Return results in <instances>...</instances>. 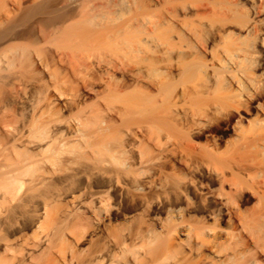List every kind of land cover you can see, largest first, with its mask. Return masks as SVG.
Segmentation results:
<instances>
[{
    "label": "bare ground",
    "instance_id": "1",
    "mask_svg": "<svg viewBox=\"0 0 264 264\" xmlns=\"http://www.w3.org/2000/svg\"><path fill=\"white\" fill-rule=\"evenodd\" d=\"M90 2L15 0L0 16V264H50L64 228L75 226L59 264H259L264 0H119L117 10ZM133 6L138 26L115 21ZM35 16L56 29V58L71 66L76 84L64 103L43 75L35 79V61L16 42L25 35L17 27ZM94 78L103 88L90 114L65 119L63 108L80 107ZM231 129L221 153L229 174L220 166L215 177L203 164L216 149L188 141ZM247 178L259 195L248 213L238 204L249 199ZM138 209L168 216L150 220ZM246 221L258 224L251 242L235 232Z\"/></svg>",
    "mask_w": 264,
    "mask_h": 264
},
{
    "label": "rangeland",
    "instance_id": "2",
    "mask_svg": "<svg viewBox=\"0 0 264 264\" xmlns=\"http://www.w3.org/2000/svg\"><path fill=\"white\" fill-rule=\"evenodd\" d=\"M13 1H15V0H0V16L3 15L5 7L9 6L10 3H12ZM22 1L24 2V5H30L37 0H22ZM84 1H89V4H91L90 0H76L77 3L84 2ZM117 1H119V0H97L98 3L110 2V6L112 7V10L120 9V8H118L119 6H115V3ZM145 1H147V0H143V2H145ZM61 2H63V0H61ZM125 2H126V4L124 5V7H126V5L132 4L131 0H129V1L125 0ZM60 5H61V3H59V6ZM160 8H161V5H159V4L152 5L149 8V10H151V11L153 10L152 11L153 18L157 19L159 17ZM134 9H135V6L132 7L131 12L123 10L121 13H118L117 17L115 18L116 19L115 21L121 22V23L123 22L125 27L138 26V24L141 22H139L138 19H135L132 17ZM118 12H120V11H118ZM15 14H17V16H18L20 14V11L19 10L16 11ZM24 24L25 25L21 24L22 26L21 25L18 26L17 29H20L21 31H25V35H24V37L20 38L19 40H16V42H18V44H19V49H21L22 46L27 47L31 57L33 58V60L35 61L36 65L38 67L35 72L32 71V75H35V79H39L43 75L45 81H47L48 84L50 85V89L53 93V96L57 97V98H58V96H61V98H62L61 101L64 103L66 100H68L70 98L71 93H72V87H73V85L76 84V82H75L74 76L72 74L70 64L68 62L63 63V62L57 60V58H56L57 51L61 50L59 48V46L53 40L54 33H55L56 29L52 26H46V25L42 24L39 16H37V17L35 16L30 22H27ZM145 29H151V25L147 24ZM45 51H47L48 54H46ZM41 58H44L45 60L48 61L47 70H44L43 65L38 64V62L40 61ZM93 65H94V63H93ZM94 79H92L91 82H93V84L95 83V85H93L91 83V85L86 87V91H85L86 95L84 98L81 99L80 107H77L74 105V106H68V107L66 106L63 108V114H64L65 119H67V120L75 119L76 116L81 114L82 110L85 114H90V112L92 111L90 105L95 103V101L98 98L97 97L98 91L103 88L102 85H100V83L97 82L98 79L97 80L96 79L94 80ZM66 93H67V95H66ZM62 102H61V104H62ZM216 133L218 135H216ZM236 133H237L236 129L235 130L231 129L229 131L228 130H218V131H214V132H205L204 134H201L199 136H192V138H190V140L188 142L191 143L192 146L195 143L194 147H197V145H198V147L203 146L204 152L211 150L212 152L215 153L214 150L216 149L217 156L204 158L205 162L203 164V167L208 169V171L210 173L214 174V176L216 177V173L220 172L222 170V168H224V170H226L225 174H229V169L225 167L227 161H226L224 155H222L221 153H222V151H225L227 149L228 144H230L234 140V136L236 135ZM210 146H211V148H210ZM221 161H222V163H221ZM213 162H214V164H213ZM219 163H220V165H219ZM220 166H221V169H220ZM219 169H220V171H219ZM206 181H208V180L206 179ZM230 184L231 183L229 181V182L225 183L226 186H223L225 189L227 188L226 190L223 188L225 190V192H230L229 187H231V186L228 187V185H230ZM245 184H246L247 188L245 187ZM249 184L251 185V187L248 186ZM220 186H221V183L219 180H215L212 182V187L214 189H218V188H220ZM243 187L244 188L242 190V193H243V191H244V193L242 194V197L245 196L246 198H249V199L242 202L240 195H238V196L236 195L235 198H237L238 200L241 199V201H239L238 204L240 203L239 204L240 208L242 210H245L246 213H248L249 211H251V208L253 209L255 207V205H256V207H258V205H259L258 187H257V184L255 183V181L254 180L251 181V179H249V178H247L244 181ZM82 191L83 190H81L80 192H82ZM80 192H76V194L80 193ZM70 197L71 196H69V198ZM231 202H233V201H231ZM133 213L143 214L146 219L151 217L154 220L165 219L168 216V213L163 211V210L148 212V211H145L142 209H138V210L134 211ZM197 214H198L197 216H201L202 213L199 212ZM186 216H187V214H186ZM151 218H150V220H152ZM122 219L124 220L123 215H121L120 213L117 215L115 214V216L112 218L111 222H112V224L119 226L123 222ZM95 221H96V219H95ZM247 223H248V221L245 222L244 226L242 225V223L239 224L238 225L239 228H237V230H235V232L237 233V235L241 234V236L243 238L250 239L249 241L251 242V240L253 239L252 233H254V234L259 233V230H257L258 224L256 223V226H255V223H253V221H250L248 224ZM65 224H66V222L64 221L60 225L62 227H64ZM208 224L211 226H214L215 225L214 219L208 218ZM219 224H220V226L224 227L226 222L223 221V222H220ZM245 226L247 228H245ZM71 229L74 230V232H72ZM71 229L70 228L69 229L64 228V240L62 239L60 244H59V242H57V244L51 249L50 257L56 256L57 260L52 259L50 264H59L58 261H60V260H58L59 259L58 250L60 247H66L72 239L73 240L76 239V241H77L78 238H76V235H75V233L77 232L76 226L71 228ZM82 231H84V234L86 237L88 233L85 232L84 229ZM90 231L92 232V234H93V232L95 233V222H93L91 224L88 232H90ZM95 237L96 236H94V235L92 236L93 239H95ZM237 237L238 236H236L234 238L235 241L237 240ZM89 245H91V244L84 243V245H80V246L88 248ZM136 246H137V248H142L143 244L137 243ZM258 248L260 249V251L262 253L259 257V260H260L259 264H264V245H263V243H261L260 246H258ZM205 253L210 255V252L208 250H205ZM208 260L211 261V258L208 257ZM207 264H210V263L207 262Z\"/></svg>",
    "mask_w": 264,
    "mask_h": 264
}]
</instances>
